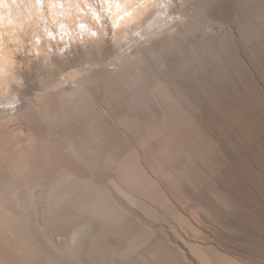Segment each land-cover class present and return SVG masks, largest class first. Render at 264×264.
Segmentation results:
<instances>
[{
  "label": "bare ground",
  "instance_id": "obj_1",
  "mask_svg": "<svg viewBox=\"0 0 264 264\" xmlns=\"http://www.w3.org/2000/svg\"><path fill=\"white\" fill-rule=\"evenodd\" d=\"M46 3L0 0V27L9 25L12 34L18 32L26 20L44 10ZM48 3L59 29L53 28V17L41 23L38 43L33 45L37 51L44 44L43 29L50 44L59 38H69L70 42L76 27L80 35L99 33L92 20H85V13L101 24L107 14L112 25L121 27L130 19L135 25L122 34L124 39L109 61L85 67L71 65L33 96L28 98L24 91H18L16 98L8 97V110L0 109V264H74V245L68 246V255L64 253L58 241L61 234L81 238L82 248L92 233L106 239L115 238L117 233L152 238L151 231L135 229L133 221L138 217L134 206L145 186L142 177L152 174L164 186L166 174L172 170L170 164L177 160L179 147L176 144L178 152H166L163 135L170 127H186L187 114L202 106L205 86L220 78L222 61L230 65L225 72L231 70L235 59L250 62L244 55L242 37L233 27L235 13L233 17L231 10L215 3L210 7L204 0ZM175 8L179 11L173 14ZM149 11L152 14L147 16ZM147 17L151 18L144 21ZM71 20L76 23L72 29ZM216 25L227 32L219 34ZM120 29L115 30L117 36ZM12 39L18 46L26 40L24 34ZM97 40L100 46L101 39ZM69 48L60 44L59 51L46 55L42 63L50 65L58 57L66 60ZM13 66L11 61L0 59V83L5 80L3 75L11 73L8 82L16 80L24 85V76ZM251 69L247 67L248 72ZM194 79L199 86L191 89ZM193 91L197 97L191 96ZM41 101L46 103V113ZM13 120L21 121L27 133L12 132L9 125ZM126 168L131 170V179L123 185ZM103 252L113 260L104 248L100 254ZM82 259L85 264H103L84 255Z\"/></svg>",
  "mask_w": 264,
  "mask_h": 264
},
{
  "label": "rangeland",
  "instance_id": "obj_2",
  "mask_svg": "<svg viewBox=\"0 0 264 264\" xmlns=\"http://www.w3.org/2000/svg\"><path fill=\"white\" fill-rule=\"evenodd\" d=\"M48 1L41 13L35 14L31 21H25L20 32L12 34L9 25L0 27V59L11 61L25 82L24 85L16 80L8 82L12 74L3 75L0 109L8 110L5 108L8 97L16 98L18 91H24L26 97L33 96L71 65L79 63L85 67L109 61L124 39V32L135 25V20L131 19L122 25L124 27L112 25L107 14L101 24L97 18L85 13V20H92L101 30L93 33L96 38L80 35L76 23L71 20L69 27L75 26L72 32L76 34L70 42L69 38H59L50 44L43 29L44 44H40V51H37L33 45L38 43L40 24H46L53 17V28L59 29V21L49 11ZM94 1L100 3V0ZM212 3L231 10L232 16L235 13L234 18L242 20L233 18V27L236 33H240L238 37H242L244 55L251 63L235 59L231 70L225 72L230 65L228 61H222L220 78L205 86L202 106L187 114L186 127H170V132L167 130L163 135L166 152H178V146L180 154L178 152L177 160L171 162L172 170L166 174L164 186L159 185L152 174L140 178L145 186L138 195L140 201L134 206L138 218L133 221L136 225L133 226L144 232L151 231L153 237L128 238L124 233H117L115 238L106 239L92 233L82 248L79 244L81 238L75 235L66 238L61 234L59 239L60 235L56 236L55 240L60 241L67 255L70 253L68 246L74 245V264H85L83 255L94 262L102 260L103 264H264V0H204L207 7ZM178 11L175 8L172 12L176 14ZM147 14L150 16L152 11ZM258 21L262 29L256 26ZM117 28L118 32L123 28L119 37L115 34ZM223 28L216 25L215 31L224 34L227 29ZM20 34H24L26 40L18 46V41L12 37L17 38ZM247 37H251L250 40ZM60 44L69 45V57L66 60L58 57L50 65L43 64L42 59L48 54H56L54 50L59 51ZM222 46L225 47V43ZM247 67L252 68L250 72ZM195 82L196 79L191 81L189 88L199 86L198 81ZM191 96L197 97L196 92L193 91ZM43 102L40 105L41 108L44 106L45 111L42 109L46 113L48 108L46 110ZM9 127L14 133L26 134L28 131L19 120L11 121ZM171 135L176 139L172 141ZM142 151L140 147V157ZM125 158L130 163L129 157ZM128 176H131V170L126 168L122 173L123 185L131 179ZM123 230L127 232V229ZM102 248L113 260L105 252L100 254Z\"/></svg>",
  "mask_w": 264,
  "mask_h": 264
}]
</instances>
